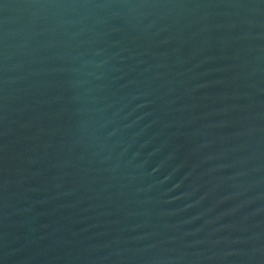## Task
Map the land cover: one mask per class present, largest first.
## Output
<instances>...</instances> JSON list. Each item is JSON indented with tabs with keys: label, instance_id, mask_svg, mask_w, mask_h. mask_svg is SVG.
<instances>
[{
	"label": "water",
	"instance_id": "95a60500",
	"mask_svg": "<svg viewBox=\"0 0 264 264\" xmlns=\"http://www.w3.org/2000/svg\"><path fill=\"white\" fill-rule=\"evenodd\" d=\"M0 264H264V0H0Z\"/></svg>",
	"mask_w": 264,
	"mask_h": 264
}]
</instances>
